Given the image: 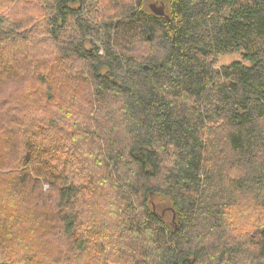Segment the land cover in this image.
I'll use <instances>...</instances> for the list:
<instances>
[{"label": "trees", "instance_id": "obj_1", "mask_svg": "<svg viewBox=\"0 0 264 264\" xmlns=\"http://www.w3.org/2000/svg\"><path fill=\"white\" fill-rule=\"evenodd\" d=\"M148 1L93 22L100 0H47L51 49L0 13V89L24 90L0 106V245L24 264L49 263L53 220L51 264H264V0H156L168 17ZM225 52L242 60L218 69Z\"/></svg>", "mask_w": 264, "mask_h": 264}, {"label": "rangeland", "instance_id": "obj_2", "mask_svg": "<svg viewBox=\"0 0 264 264\" xmlns=\"http://www.w3.org/2000/svg\"><path fill=\"white\" fill-rule=\"evenodd\" d=\"M156 0H149L147 2V6L149 5V3H155ZM160 2V1H159ZM27 6L25 7V11L23 10V8L20 5L17 4H12L9 5L5 8H1L0 9V13H5V15L8 16L9 19L14 18V19H21L24 16V12L25 14L31 18V23H30V27L34 30L33 34H35L37 37L42 38L43 39V44L44 47L47 49H51L50 45L52 43L51 41V37L48 35V33L46 34L45 29H47V26L50 23L52 14H49L51 11V8L47 2V0H27ZM160 4V3H159ZM107 8V10H106ZM97 11H89V15L91 17V21L95 22V21H99L98 20V16L103 17L106 20V15H110V14H117L116 13V9L113 10V2L112 0H100L99 4L97 5ZM99 29H102L103 32L105 31L106 27L101 24V22H98L96 24ZM75 22L73 20L69 21L68 25L66 28H62L61 32L62 33H66L64 35V38H69L71 36H73L75 34ZM85 39L88 40H92L90 35L87 36H83ZM82 37V38H83ZM96 45L99 46L100 48V54H104L106 52L105 47L103 46V43H101L100 41H97ZM7 46H3V55H6L7 51ZM138 54H140V52H137ZM142 54V53H141ZM25 56V55H23ZM242 57H241V53L239 52H225V54H221L219 56H215L212 60L211 63H213L215 65L216 68L220 69L222 67H225L228 64H231V62L233 61H241ZM248 64V62H246ZM72 71L74 73H79L81 75H84V69L80 66V64L75 61L74 62V67L72 68ZM23 82L22 81H11L5 84L4 87H2L0 89V106L3 107L4 110L8 109L9 111L12 110L13 105L12 102L16 101L19 104H23L22 98H21V94L24 91L23 90ZM72 84V83H70ZM86 84V82H85ZM85 84H82L81 87L82 89H79L78 91L84 92L86 91L85 89ZM72 86V85H70ZM62 94V93H60ZM81 95V94H80ZM61 103V102H60ZM62 111H65V113L67 115H74L75 114V109L70 106H62ZM82 121V120H81ZM83 122V121H82ZM66 129L70 130L69 126H66ZM31 136L32 133L30 132ZM33 137V136H32ZM59 138L64 141L66 137H64V135H59ZM66 144L69 145V141L66 139ZM62 158H65V156H60ZM66 157H69L66 155ZM42 188L45 191H48L49 189V185L48 184H43ZM50 193L48 194H44V197L46 199V201L48 200V203H50L51 201L53 202V199L50 198ZM11 201H17V199H12ZM45 201V202H46ZM153 202V203H152ZM150 204L152 205V207H156V202L158 203L157 206H162V208H164L165 206H167V204L169 203L168 201L165 202H161V197H157L152 201ZM36 203H39V201L35 198L32 197V203H30V207L32 208H37L39 209V211H44L45 213L43 214L44 217V223L47 227L48 221L50 220L48 215H49V210L50 209H40L36 206ZM46 203V204H48ZM39 206H42V203H39ZM54 212H57L56 210H52ZM169 217V216H168ZM42 218V217H40ZM49 223L53 224V227H51L49 230L45 231L44 233H42L41 235V242L44 244V247L46 245L47 248L46 250L43 252L40 249H38L39 253H42L41 257H48L49 259L47 261H49L48 264H51L50 259L51 257H54L55 259L59 260L56 256H54V253L59 250L60 253H63L65 247H63V245L65 244V239L63 237V235L60 233V230L58 229L57 226L54 225V220L51 222L49 221ZM45 227V228H46ZM16 248V247H15ZM17 250V249H16ZM0 251H3V253L7 254V255H11V256H5L4 259H7L8 261H11V264H24L23 262H20V256L21 254L24 253V251L27 252V249L24 250L21 253H14L12 250H9V248H7V246H3L0 245ZM31 251V250H30ZM11 258V259H10Z\"/></svg>", "mask_w": 264, "mask_h": 264}, {"label": "water", "instance_id": "obj_3", "mask_svg": "<svg viewBox=\"0 0 264 264\" xmlns=\"http://www.w3.org/2000/svg\"><path fill=\"white\" fill-rule=\"evenodd\" d=\"M149 7L154 13L168 17V15H166L165 3L163 1H155V3L149 4Z\"/></svg>", "mask_w": 264, "mask_h": 264}]
</instances>
